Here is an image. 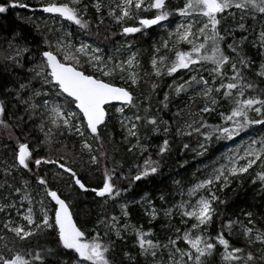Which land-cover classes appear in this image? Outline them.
<instances>
[{
    "label": "snow or ice",
    "instance_id": "1",
    "mask_svg": "<svg viewBox=\"0 0 264 264\" xmlns=\"http://www.w3.org/2000/svg\"><path fill=\"white\" fill-rule=\"evenodd\" d=\"M17 9L32 35L0 28V264H264V0H0ZM174 149L211 162L129 196ZM246 180L254 202L226 213ZM87 193L119 214L88 223Z\"/></svg>",
    "mask_w": 264,
    "mask_h": 264
},
{
    "label": "trees",
    "instance_id": "2",
    "mask_svg": "<svg viewBox=\"0 0 264 264\" xmlns=\"http://www.w3.org/2000/svg\"><path fill=\"white\" fill-rule=\"evenodd\" d=\"M31 2L35 3V0H31ZM24 14H25V10L17 9V10H10L9 13H7L6 15H0V28H3L6 31H11L13 29L20 28L24 31L26 35L31 36L32 31H31L30 26L22 24L21 21L17 19L18 15L22 16ZM37 15H39V13ZM72 27L74 28L75 26H72ZM116 39H119V37H117ZM145 47H147V44H145ZM250 51L252 50L250 49ZM144 62H145V66L147 67V54H145L144 56ZM164 90L166 89L164 88L160 89V91H164ZM160 98H162V96L154 97L153 99L154 106H155L156 99H160ZM162 115H164L166 119H170V113L165 112V113H162ZM110 127L114 130L116 140L119 141L121 138L119 126L115 124V121H112V123L110 124ZM144 131L145 129L142 128L141 132L143 133ZM161 142H162V137L159 135L152 136L151 139L147 141V143L151 145V147L149 148V151L152 152L153 155H155V151H156L155 146ZM218 146L223 147L222 145H218ZM216 148L212 150V153L216 150ZM192 155L193 154L189 153L187 157H185L183 155H179L178 151L174 149L172 157L168 162V166L163 170L164 177L162 179L154 178L150 182L149 181L140 182L139 187L134 188L133 191L129 193L128 195L135 196L136 199H139L140 195H142L144 192L149 193L150 197H158L159 195L158 190L161 187L167 188L169 191H171L172 181L171 179H169L170 176L175 177L176 179H180V180L186 179L189 173L193 172L192 169L195 170V167H194L195 164L197 165L198 163L202 162L207 157L206 156V157H199V158L193 159ZM117 158L123 160L125 167H127L134 160L137 159V157L134 156L132 153L126 152V149L124 146L120 147V151L117 153ZM185 158L188 159V164H186L185 167L183 168L178 167L177 162H182ZM140 162L142 163V158ZM99 176H100L99 173H95L94 176L92 174H89V176H87L85 179L88 183L95 185L99 183ZM255 187L256 186L251 185L246 180L244 186L241 189H239L235 194L231 195L229 199V203L226 206H221V207L225 210L226 213L234 214L238 212L240 208L242 207L251 206V204L254 202L253 196L255 195V191H254ZM260 199L261 197L256 196L257 201H259ZM98 201H99V198L94 197L93 193L81 194L79 200L76 202L75 211L77 215L80 216L83 213L90 211L91 216L88 219V223H91L95 219L96 213L100 211H107L110 213H115L117 215L119 214V209L113 208L111 207V205H108L104 209H101ZM154 203L158 205L159 200L154 199ZM129 211L131 213L130 218L133 221V223L143 224L145 229L149 227H153L155 228L157 232H160V221H156L154 222V224L150 225L148 223V218L144 216L142 209L138 205L132 206L129 209ZM127 239H128L127 245L117 242V252L118 253L120 249L124 247H127L128 250L130 251H133V252L135 251L134 249L131 248V243L134 238L129 236Z\"/></svg>",
    "mask_w": 264,
    "mask_h": 264
},
{
    "label": "rangeland",
    "instance_id": "3",
    "mask_svg": "<svg viewBox=\"0 0 264 264\" xmlns=\"http://www.w3.org/2000/svg\"><path fill=\"white\" fill-rule=\"evenodd\" d=\"M214 150V149H213ZM225 150V148H224V146L223 147H221V146H218L217 148H216V150L212 153L213 155H218L220 152H222V151H224ZM191 154V153H190ZM211 161H210V157L209 156H207L202 162H200V163H198L197 165L195 164V170H196V168L197 167H199V166H201L203 163H210ZM193 170V172H195V170L194 169H192ZM191 172V171H190ZM193 172H191V173H189V175L187 176V178L186 179H184L183 181L185 182V183H187V182H189L191 179H192V174H193ZM250 183V182H249ZM179 197H177V199H178ZM160 203V202H159ZM159 205V204H158Z\"/></svg>",
    "mask_w": 264,
    "mask_h": 264
}]
</instances>
